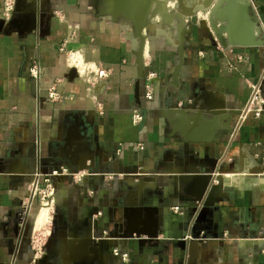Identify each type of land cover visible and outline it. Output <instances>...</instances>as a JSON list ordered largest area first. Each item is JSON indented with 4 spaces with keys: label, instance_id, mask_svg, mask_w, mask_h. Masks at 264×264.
I'll list each match as a JSON object with an SVG mask.
<instances>
[{
    "label": "crops",
    "instance_id": "0c3cea01",
    "mask_svg": "<svg viewBox=\"0 0 264 264\" xmlns=\"http://www.w3.org/2000/svg\"><path fill=\"white\" fill-rule=\"evenodd\" d=\"M5 1L0 264L32 259L38 207L24 204L34 175L87 162L92 175L81 182L63 175L55 184V234L38 264H264V111L240 116L252 86L264 97V0H228L220 10L225 19L211 12L216 0H183L197 21L182 56L178 20L154 15L162 0H153L141 70L131 20L110 11L140 13L145 0H47L41 16L25 11L38 0H9V12ZM167 1V14L180 11L176 0ZM230 17V35L247 29L252 43L228 37ZM71 51L108 68L102 93L94 95L70 65ZM33 65L41 68L38 77L30 74ZM53 82L65 96L56 102L47 99ZM133 107L143 113L138 125Z\"/></svg>",
    "mask_w": 264,
    "mask_h": 264
},
{
    "label": "built area",
    "instance_id": "2783aa9c",
    "mask_svg": "<svg viewBox=\"0 0 264 264\" xmlns=\"http://www.w3.org/2000/svg\"><path fill=\"white\" fill-rule=\"evenodd\" d=\"M13 9V4L8 0L5 1V10L11 11ZM69 63L72 65L76 71L86 77L87 85L92 89L94 95L102 93L107 86L108 68L97 66L93 63L86 62L82 59L81 55L77 51H71L68 55ZM41 73V68L37 65H33L30 68V74L34 77H38ZM154 76L151 72L148 74L147 79L149 80ZM149 84H147L148 90L145 93L146 98L150 99L152 93L149 90ZM252 95L249 100L248 105L241 111V118L243 119L248 113L253 112L255 117L261 115L264 111V97L260 92L259 85L252 86ZM65 96L62 92L57 89V83L53 82L47 88V99L51 102H56L62 100ZM95 110L102 114L104 108L101 102L96 101ZM131 121L133 124L138 125L143 120V113L140 107H133L130 110ZM138 147H142V143L137 144ZM92 164L87 162L81 167L70 168L65 164H59L54 167L46 174L42 179L39 178V173L34 175V178L29 184V198L27 203L24 204V209L28 210L33 204L37 205V217L42 208H47V214L44 222L36 226L30 238L31 247L33 249L32 259L26 264H38V261L47 248V239L52 237L55 233L52 228V213L54 209V192L55 184L57 180L63 175H71L73 178L81 182L84 177L92 175L94 172L90 170ZM175 212H181L179 207L175 206L172 208ZM102 237H106L105 232H103ZM112 253L122 261L129 260L128 252L120 251L117 247L112 248Z\"/></svg>",
    "mask_w": 264,
    "mask_h": 264
},
{
    "label": "water",
    "instance_id": "95a60500",
    "mask_svg": "<svg viewBox=\"0 0 264 264\" xmlns=\"http://www.w3.org/2000/svg\"><path fill=\"white\" fill-rule=\"evenodd\" d=\"M153 0H145L144 4L142 5L141 11L140 13H133L129 12L127 9H125L124 7H120V11L118 9H110V13L113 16L119 15L120 13H124V15L126 17H128L134 27L135 30V35L138 37L139 39V44L137 47V50L134 52L136 55V61H137V65L139 70H141V65H142V51H143V47H144V42H145V36L142 33L143 32V28L146 25V21H147V16L150 12L151 9V4H152ZM167 0H162L160 2V5L157 6L152 12L155 15L156 12L160 13V17L167 21V22H171L174 18H176L178 20L177 24H176V38H177V50L179 53V56H182L183 54V44L186 38V34H188L191 31V27L194 23H196L197 21V16L196 13L194 11V8L191 6H187L184 4L183 0H176L178 6L180 7V11H176L174 15H169L167 14ZM228 3V0H216V2L214 3L211 12L216 15V17H220L222 19H225L227 14L222 15L220 13V10H222V3ZM47 3V0H38V6H33L31 8H25V11L28 13H38L41 15L45 14L46 12V7L45 4ZM229 12V11H228ZM185 15H189L190 16V25L186 26L184 24L185 21ZM29 15H27L28 18ZM243 19V16H242ZM236 21V20H235ZM243 20L239 21L241 23ZM232 22V17H230L228 19V23H227V32H228V37L230 39H236L237 41H239L240 43H252L253 41L251 40V33L250 31H248L246 29V31L244 30V35L241 36H233L230 35V24ZM248 26V25H247ZM249 27V26H248Z\"/></svg>",
    "mask_w": 264,
    "mask_h": 264
},
{
    "label": "bare ground",
    "instance_id": "6f19581e",
    "mask_svg": "<svg viewBox=\"0 0 264 264\" xmlns=\"http://www.w3.org/2000/svg\"><path fill=\"white\" fill-rule=\"evenodd\" d=\"M133 13V12H132ZM46 214H47V208L46 207H44V208H42L41 209V211H40V213H39V215H38V225H40L41 223H43L44 222V219H45V217H46Z\"/></svg>",
    "mask_w": 264,
    "mask_h": 264
}]
</instances>
